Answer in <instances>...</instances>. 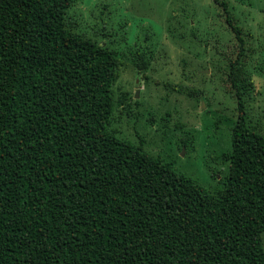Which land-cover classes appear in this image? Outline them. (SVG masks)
I'll list each match as a JSON object with an SVG mask.
<instances>
[{
  "label": "trees",
  "instance_id": "obj_1",
  "mask_svg": "<svg viewBox=\"0 0 264 264\" xmlns=\"http://www.w3.org/2000/svg\"><path fill=\"white\" fill-rule=\"evenodd\" d=\"M77 2L0 0V264H264V134L241 87L211 193L118 137L126 62L67 26Z\"/></svg>",
  "mask_w": 264,
  "mask_h": 264
},
{
  "label": "rangeland",
  "instance_id": "obj_2",
  "mask_svg": "<svg viewBox=\"0 0 264 264\" xmlns=\"http://www.w3.org/2000/svg\"><path fill=\"white\" fill-rule=\"evenodd\" d=\"M223 1L78 0L66 12L69 28L126 62L116 83L117 96L129 97L116 107L118 137L142 142L211 193L227 175L221 152L238 115L237 85L264 134V0ZM228 12L245 39L236 84L225 69L239 49Z\"/></svg>",
  "mask_w": 264,
  "mask_h": 264
},
{
  "label": "water",
  "instance_id": "obj_3",
  "mask_svg": "<svg viewBox=\"0 0 264 264\" xmlns=\"http://www.w3.org/2000/svg\"><path fill=\"white\" fill-rule=\"evenodd\" d=\"M138 96V90H137V92H136V97Z\"/></svg>",
  "mask_w": 264,
  "mask_h": 264
}]
</instances>
